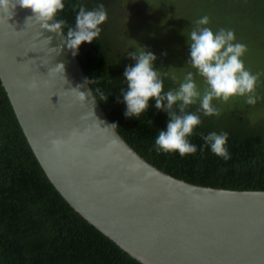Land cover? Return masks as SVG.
<instances>
[{
	"label": "water",
	"instance_id": "1",
	"mask_svg": "<svg viewBox=\"0 0 264 264\" xmlns=\"http://www.w3.org/2000/svg\"><path fill=\"white\" fill-rule=\"evenodd\" d=\"M31 16L0 12V81L70 207L141 264H264V191L193 185L148 163L111 126L63 36Z\"/></svg>",
	"mask_w": 264,
	"mask_h": 264
},
{
	"label": "trees",
	"instance_id": "2",
	"mask_svg": "<svg viewBox=\"0 0 264 264\" xmlns=\"http://www.w3.org/2000/svg\"><path fill=\"white\" fill-rule=\"evenodd\" d=\"M214 1L220 6L228 4L231 17H235L233 21L245 28L254 21L253 15L264 19V0H208L212 4ZM63 3L64 9L56 18L66 20L69 26H74L78 11H73V5L83 4L89 10L104 5L107 20L99 26L100 35L91 43H82L76 57L109 121L138 155L162 172L193 185L264 191V108H254L240 100L238 107L225 109L213 100L219 114L205 116L198 111L197 99L185 108V112L196 113L201 120L188 137L197 146L196 153L183 157L178 152L158 153L155 138L159 130L166 131L167 112L157 110L155 101L150 99L149 107L139 117H126L120 91L126 89L125 68L135 64L128 53L137 51L125 27L128 20L143 14L130 8L131 0H63ZM242 25L239 30L244 29ZM255 51L250 44L242 56L245 69L254 75L258 74L254 71ZM173 64L172 71L177 77H172L169 71L159 74L165 92L179 87L185 60ZM198 77L201 80L198 84L205 88L204 78ZM96 88L104 93L103 98L95 92ZM147 119L152 120V126L147 125ZM210 132L228 134L229 160L216 156L210 148L200 152L204 143L200 134ZM0 264H141L76 213L50 183L22 132L1 81Z\"/></svg>",
	"mask_w": 264,
	"mask_h": 264
},
{
	"label": "clouds",
	"instance_id": "3",
	"mask_svg": "<svg viewBox=\"0 0 264 264\" xmlns=\"http://www.w3.org/2000/svg\"><path fill=\"white\" fill-rule=\"evenodd\" d=\"M16 5L22 9H30L32 16L28 20L38 24L40 28L47 29L57 36L62 35L73 55H76L82 43H91L100 35L99 26L107 20V12L103 4L92 10L87 9L83 4H75L72 6L73 11L78 9L75 23L74 26H69L66 20L56 18L57 13L64 9L63 0H0V12L10 15ZM50 20L55 22L49 24ZM208 23L207 15L196 21L197 25ZM189 39V63L196 69L197 74L204 78L206 87L203 93L198 89L191 72L185 76L177 89L165 92L163 81L158 75L159 71L153 69V61L156 57L145 50L128 53L135 64L125 68L123 78L126 89H120L123 102L126 104V117H139L149 107L150 99L155 101L157 110L167 112V128L166 131L159 130L155 138V150L158 153L178 152L181 157L196 153L197 146L190 143L188 137L201 123L198 114L185 112L186 106L196 103L199 99L198 111H202L205 116H213L219 114L212 105L214 98L227 102L230 97L247 95L245 102L254 105L256 103L254 90L258 80V74L254 75L245 69L241 57L247 51V46L233 43L235 36L232 30L220 29L214 33L208 27H197L191 31ZM90 81L99 82V80ZM85 83L88 84L89 80ZM95 92L104 97L100 88H96ZM80 93L83 98L85 94ZM146 123L152 126L153 122L147 119ZM200 135L204 141L199 149L201 153L205 148H210L213 154L222 157L225 161L231 158L226 147L227 133L210 132L207 135L202 133Z\"/></svg>",
	"mask_w": 264,
	"mask_h": 264
},
{
	"label": "rangeland",
	"instance_id": "4",
	"mask_svg": "<svg viewBox=\"0 0 264 264\" xmlns=\"http://www.w3.org/2000/svg\"><path fill=\"white\" fill-rule=\"evenodd\" d=\"M206 1L208 2V0H131L133 6L130 8L135 13L143 15L128 20L125 27L126 35L131 37L132 44L138 52L145 50L156 57L153 69L159 71L158 75L169 71L172 77H177L178 74L172 71L175 69L173 63L185 60L184 70L178 67L181 74L180 84L191 72L198 89L203 93L204 87L197 82L201 81L198 80L199 75L189 63L190 33L197 27H208L214 33L220 29L232 30L235 36L233 43L244 44L248 49L251 44L252 48L257 50L254 71L258 72V80L254 90L256 103L253 107L264 108V21H262L264 19H256L253 15L254 21L245 28L233 21L235 17H231L232 12L229 11L228 4L220 6L215 1L213 4ZM205 15L209 17V23L197 25L196 21ZM239 25L244 29L239 30ZM184 44L189 48L186 49ZM241 59L245 60L242 57ZM246 99L247 95L230 97L227 102L216 98L213 100L225 109H230L238 107L240 100L245 102Z\"/></svg>",
	"mask_w": 264,
	"mask_h": 264
}]
</instances>
